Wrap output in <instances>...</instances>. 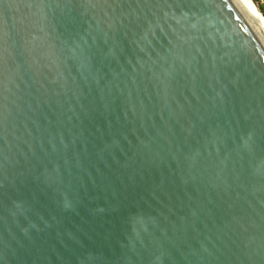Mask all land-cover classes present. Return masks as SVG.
Masks as SVG:
<instances>
[{"label": "water", "instance_id": "water-1", "mask_svg": "<svg viewBox=\"0 0 264 264\" xmlns=\"http://www.w3.org/2000/svg\"><path fill=\"white\" fill-rule=\"evenodd\" d=\"M0 264H264V49L230 0H0Z\"/></svg>", "mask_w": 264, "mask_h": 264}, {"label": "bare ground", "instance_id": "bare-ground-1", "mask_svg": "<svg viewBox=\"0 0 264 264\" xmlns=\"http://www.w3.org/2000/svg\"><path fill=\"white\" fill-rule=\"evenodd\" d=\"M250 25L256 39L264 49V18L252 0H230Z\"/></svg>", "mask_w": 264, "mask_h": 264}, {"label": "rangeland", "instance_id": "rangeland-1", "mask_svg": "<svg viewBox=\"0 0 264 264\" xmlns=\"http://www.w3.org/2000/svg\"><path fill=\"white\" fill-rule=\"evenodd\" d=\"M252 1L258 7V9L260 7V8H262L264 10V0H252ZM259 11H260V9H259ZM262 16H263V14H262Z\"/></svg>", "mask_w": 264, "mask_h": 264}, {"label": "trees", "instance_id": "trees-1", "mask_svg": "<svg viewBox=\"0 0 264 264\" xmlns=\"http://www.w3.org/2000/svg\"><path fill=\"white\" fill-rule=\"evenodd\" d=\"M259 9H260V11L262 12V14L264 16V10L262 8H260V7H259Z\"/></svg>", "mask_w": 264, "mask_h": 264}]
</instances>
